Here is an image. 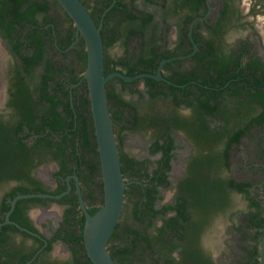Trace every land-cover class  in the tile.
<instances>
[{
    "label": "flooded vegetation",
    "instance_id": "flooded-vegetation-1",
    "mask_svg": "<svg viewBox=\"0 0 264 264\" xmlns=\"http://www.w3.org/2000/svg\"><path fill=\"white\" fill-rule=\"evenodd\" d=\"M15 1L0 0V147L4 146L7 151L4 153L2 150V154H0V264H40L43 257L50 261L51 259L64 261L69 259L71 255L73 257L72 246L75 247L76 244L63 241L60 236L65 230H69L77 224L81 214H83L73 175L77 174L78 176V184L87 209L92 206L87 204L91 195L88 193V188L95 185L97 180L101 181L102 186L98 151L96 153L91 149L94 126L90 103L88 105H81L80 103L79 94L83 92L84 84L86 85L83 77L84 70L76 76L73 74L79 62L81 65L84 62V52H77L74 49L80 44L82 36L76 34L75 29L73 31L60 29L55 19L48 16V8L51 5L61 6L58 2L48 1L50 6L45 11L38 5L44 0ZM82 1L88 9L91 7L86 0ZM176 1L181 2L183 0H92V3L96 2L101 10L98 22L95 21L101 22L100 29H102L103 36H106L107 29L113 26L116 33L114 42L119 41L121 43L123 53H126L128 48L133 47L131 49L134 52L129 56H121L120 62L126 63V66L136 65L140 56H150L151 58L156 53L157 56L153 63L156 62V59L158 62L155 69L152 64L150 67L148 66V69L143 70L155 72L160 61L167 58L161 68L164 78H154L158 80V86L153 87L152 90L162 86V89L169 93L170 90L166 84L175 86L177 83L175 74L186 72L194 66L193 55L201 61V65H204L210 61L211 53L215 55L214 65L219 66V68L217 67L219 70L221 69L220 66H225L222 74L217 69L209 68V72L212 73L211 78L218 77L214 84V87L215 85L217 88L220 87L217 89V100L248 96L256 93L257 90H264V51L262 52L257 47L256 39L252 40L250 37L240 36L242 31H246V35H248L253 30L252 6L249 5L243 9L240 0H198L196 6L187 9L182 6L176 7ZM12 2L15 3V6L11 5ZM90 9L99 15L96 9H92V7ZM163 22L167 26L169 25L168 32L172 30L171 39L166 40L163 37L164 27H166ZM195 45L197 46L195 47ZM171 51L172 53L168 54ZM162 52H166V56H160ZM183 54L187 55L176 57ZM69 56L72 61L79 60L77 66L72 68L73 70L70 68L73 62L70 64ZM183 60L188 61L187 64H182ZM247 63L255 66L253 75H250L249 80L240 78L241 74L249 71L242 69ZM65 65H68L69 69ZM126 66L121 67L119 65L116 67L117 70L127 73ZM140 66L143 67L142 64ZM234 72H239L240 75L231 76L230 73ZM141 77H137L142 81L140 86L137 85V80L134 82L124 80L125 82H122L115 80L113 76L112 79L109 78L110 80L106 81V91L112 89L111 83H113L114 89L120 90L124 99H126L125 91L137 93V97H141L132 101L134 105L131 106L124 107L119 104L117 107L121 110V114L114 120L118 125L115 133L121 170H123V177L125 175L129 177V179H125L128 183L125 185L124 194L128 192L135 196V206L138 204L139 208L137 212L143 211L141 218H136L142 225L135 228L140 231L141 235H146L147 233L151 234V221L154 217H158L156 224H161L162 216L163 218L175 216L179 211L178 209L181 210L184 207L187 210L189 208V205L184 203V198L178 196L181 192L179 183L186 176L187 165L195 154V147L182 130L172 128L168 134L165 131L147 128L133 129L139 132L147 130L153 133L144 153L133 154L122 148V145H125L122 133L125 130H132L129 120L133 119L136 112L145 113L149 102L151 103L149 94L151 85L147 84V81ZM61 81H63L64 89H68L69 106H72L73 109L71 113L68 109L64 110L63 108L68 97L59 89ZM196 81L204 87L201 76ZM246 83L257 84V87ZM135 85H137L136 90L133 89ZM201 91L202 89H198L196 94L200 92L203 96ZM176 92L179 94L178 90ZM168 93L167 97H169L172 105L173 101H171L172 98ZM209 93L210 91L206 92V94ZM26 95L30 99V107L27 110L21 104ZM83 95L88 98L87 91L86 93L83 92ZM52 103H54V108L51 112L50 104ZM211 103L213 104V101ZM154 105L164 112L170 108H161L157 102H154ZM178 108L182 111L188 110L183 102L179 104ZM59 115L65 118L61 127L64 135L61 128H54V124L58 123ZM70 123L72 127H68ZM76 126H83L84 132H82L85 136L84 138L78 136L76 141L79 144L77 152L81 156V164L78 167L77 159L66 152L62 157L68 163L66 172H60L59 160L52 158L54 148L59 140L72 137L73 132L69 131L68 128ZM261 126H264V122L250 125L249 130ZM179 133L190 141L193 150L185 159L179 175L171 181L169 171L172 168L171 159L173 151L177 148L176 138ZM242 136L238 141H233L231 147L238 143ZM170 137L173 146L168 150V167L161 166L164 150H156L154 142L158 140V143L167 144ZM84 139L89 143L83 148L81 143L84 142ZM66 142L69 144L68 140ZM94 162H98L99 171L97 168L90 171L92 169L90 164ZM49 163L52 164V169L42 175L38 168ZM261 167L264 170V164ZM160 173L163 174V180L154 179L151 182V176L156 174L159 176ZM67 181L71 184V188L57 198L37 195L18 196L20 193L26 192L58 193L67 187ZM171 183L173 184L172 187L170 186ZM37 185L42 190L34 189ZM165 186L169 187L172 194L167 201L159 204L157 200L162 198L161 188ZM151 187L156 189L153 209L163 208V212H157L152 218L151 207L147 208L144 204L145 200L151 202ZM233 192L235 191L232 190L231 193ZM262 193L259 202L261 206L259 207L251 204L249 195L245 196L238 193L244 197L247 210H250L245 221L255 231L257 227L251 224L253 214H255V224H260L262 231L264 227V221L262 223L257 222L261 218L260 211L264 205V180ZM53 204L54 212L51 215H45L43 211L51 209ZM231 204L230 194L227 207H230ZM146 209L148 210L147 214L144 213ZM217 213L219 211L214 213L208 222L201 227L198 237L199 244L213 264H217L213 253L210 248L204 247L201 239ZM45 216L48 217L47 220H45ZM183 224L185 223L180 224L177 221L176 226L179 225V227L170 231L168 236L178 235L184 230L186 232L187 227ZM44 225L51 226H48L49 229L44 231L42 229ZM57 233L60 235L53 238ZM56 241L66 245L67 252L62 255V258L58 256L61 252L54 249ZM173 254L177 255V251L174 250Z\"/></svg>",
    "mask_w": 264,
    "mask_h": 264
},
{
    "label": "trees",
    "instance_id": "trees-1",
    "mask_svg": "<svg viewBox=\"0 0 264 264\" xmlns=\"http://www.w3.org/2000/svg\"><path fill=\"white\" fill-rule=\"evenodd\" d=\"M4 1L11 2V0ZM48 1L50 2V0H44L41 4H38L39 8L47 11V7L50 5ZM51 1L57 3V0ZM14 2L16 1L14 0ZM14 2L11 3L12 6H15ZM197 4L198 0H183L181 2H175L176 7L182 6L187 9H190L191 7L193 8ZM99 11V15H96L94 11H90L97 22L101 15V10ZM101 30L102 29H100V32L104 46V73L107 74L112 70H116V66L118 65L125 67L126 63L123 64L120 62V59H109L106 55L105 48L116 39V33L113 26L110 29H107L106 40ZM80 45L81 47L84 46L82 37ZM171 53L172 51L168 52V54ZM212 55L213 53H211V57L209 58L210 61L204 65H201V61L196 59L193 55L194 66L186 72L183 71L175 74V80L177 82L175 86L166 84L170 90L169 93H167L170 95L172 98L171 101L173 102L170 108L165 110V112L161 111V109L157 106L155 107L154 102L156 103L157 98L159 97L167 96V93L162 89V86L152 90L153 87L158 86V80L149 76L141 77L147 81V84L151 85V91L149 89L151 103L149 102V106L147 107L145 113L136 112L137 115L134 114L133 119L129 120L131 122L130 127L132 129L153 128L165 131L168 134L171 132L172 128L179 129L182 130L186 137L193 142L195 154L188 162L186 176L179 183L181 192H179L178 195L184 198V203L189 205V208H187V210L184 207L181 210L178 209L179 211L175 216L172 215L165 218L162 216L163 221H161V224H155L151 227V234L147 233L146 235H141L137 228L128 225L124 226L121 230L120 225L122 224L118 220L107 241L108 250L117 264H213L207 253L198 242L199 230L201 227L208 222L214 213L223 211L227 208L229 196L232 190L245 196L249 195L253 206H261L259 205L260 200L250 196L252 188L250 187L252 186L251 182L246 180L236 181L231 177L223 175V172L230 166L229 152L231 143L233 141H238L242 135L248 132L250 125L255 123L261 124L264 122V90H257L256 93L248 96H238L226 98L225 100H217V89H220V87L217 88L216 85L214 87V84L218 77L216 76V78H211L212 73L209 72V68H214L215 70L217 69L219 73L222 74V71L225 70V66H220L221 69L219 70V66L214 65L215 55ZM83 56V66L85 67V51ZM156 56V53L151 58L150 56H140L136 65L132 64L130 66H126L128 71L125 73L133 74L143 71L148 69V66L150 67L152 64L155 69L158 59H156L155 63H153V61ZM160 56H166V52H162ZM140 64H142L143 67H139ZM254 68L255 66L253 64L247 63L245 68L242 69H248L249 71H245L244 74L241 75L239 72L230 73V75H240L241 79L249 80L250 75H253ZM199 76L203 78L202 82L204 83V87L196 81ZM114 79L125 82L119 76H114ZM138 79L134 78L131 82ZM246 84H251L253 87H257V84ZM59 89H61L66 97H68V89H64L63 81L60 82ZM198 89H202L201 92L204 94L203 96H201L200 92L196 94ZM20 90L25 91L26 89ZM177 90L179 91V94L184 96L183 98L176 92ZM86 91L87 88L84 84L83 92L86 93ZM207 91H210V93L206 94ZM83 92L79 94L80 103L81 105H88L89 99L87 96L83 95ZM106 94L110 110L112 105L118 106L119 104H122L124 107L134 105L129 99L127 100L123 98L120 90L107 89ZM29 100L28 95H26L21 102L22 107L26 110L30 107ZM212 101L213 104L211 103ZM62 102L64 103V101ZM69 102L70 100L68 97L63 108L64 110L68 109L71 113V111L73 112V109L71 108L72 106H69ZM181 102L187 106L188 110H179L178 107ZM50 107V111L52 112L54 103L50 104ZM120 114L121 110L117 107L113 112H111L112 121L117 119ZM76 117H78V115H76ZM64 119L65 118L59 115L58 123L54 124V128L58 127L60 129L64 124ZM68 127H72V124L70 123ZM82 128L83 126L68 128L69 131L73 132V136L65 138L61 141L59 140V142L56 143L52 158L59 160L60 172H66L68 163L66 159L62 158L66 152H69L74 159H77L76 164L78 167L80 166L81 156L80 154L78 155L77 150H79V144H77L76 141L78 136L83 138L85 137L83 133L84 129ZM62 129L63 128H61V130ZM62 133L64 135L63 130ZM92 137L95 138L94 133H92ZM94 138L92 140L93 145H91V149L97 153ZM67 140L69 141V144L66 142ZM157 141L158 140L154 142L156 144L155 149L164 150L161 166L165 165L168 167V150L173 146L171 137L169 143L167 144L158 143ZM88 143L89 142L84 139L81 146L84 148V146L88 145ZM2 150L4 153L7 152L5 147L2 146L0 147V154H2ZM97 163L98 162H94L90 164V167L92 168L90 171L96 170V168L99 171ZM154 179H159L160 181L163 180V174L160 173L159 176L157 174L151 176V182ZM34 189L42 190L39 185L35 186ZM155 190V187H151V202H148V200H145L144 202L147 208L151 207V218L155 216L157 212H163V208L153 209ZM99 206L100 205H92L88 208V210L90 213H93ZM137 210H139L138 204L135 206L134 213L136 218H141V213L143 211L140 210L137 212ZM147 211L148 210L146 209L144 213L147 214ZM177 221H179L180 224L184 222L185 224L183 225H186L187 231L185 232L184 230L178 235L173 234L169 237L168 233L173 231L175 227H179V225L176 226ZM263 221L264 217L262 216L257 222L262 223ZM255 223V214H253V221L251 224L257 227L256 230L258 231V234L261 235L262 228L260 224ZM83 224L84 215L81 214L80 220L77 221V224H75L71 229L65 230L60 236L63 241L73 242L76 244L75 247L72 246L73 257L71 255L69 259L64 261L61 259H51L50 261L48 258L43 257L41 258L40 264H93L92 260L87 255L83 244ZM179 230L181 231L182 228ZM58 235L60 234H55L53 238ZM177 247H179V249H176ZM174 250L177 251V255L173 254Z\"/></svg>",
    "mask_w": 264,
    "mask_h": 264
},
{
    "label": "rangeland",
    "instance_id": "rangeland-1",
    "mask_svg": "<svg viewBox=\"0 0 264 264\" xmlns=\"http://www.w3.org/2000/svg\"><path fill=\"white\" fill-rule=\"evenodd\" d=\"M88 5L92 7V9H96L99 13L100 9L98 8V4L92 3V0H86ZM98 1V0H97ZM243 9H246L249 5L253 8V18L251 20L253 30L246 35V31H242L240 33L241 37H246L257 40V47L263 52L264 51V0H240ZM258 4V5H257ZM50 6V5H49ZM90 7V8H91ZM96 7V8H95ZM89 8V9H90ZM99 9V10H98ZM91 10V9H90ZM48 16L55 19L56 23H58L60 29L73 31L75 29V24L70 18V16L65 12L61 6L55 5L48 8L47 12ZM172 22V21H170ZM165 24V22H163ZM163 26V25H162ZM164 27V35L163 37L167 39L172 38V30L168 32L169 25ZM106 34V33H105ZM104 34V35H105ZM239 36V37H240ZM106 37V36H104ZM133 47H130L126 50V53H123L122 45L119 41H115L108 45L105 48V52L108 55L109 59H119L121 56H125L132 54ZM77 52L85 51V45L81 47L79 44L76 48H74ZM70 57V56H69ZM69 60V59H68ZM73 62V63H72ZM79 60L75 59L72 61L70 57V68L72 69L74 66H77ZM188 62V61H187ZM184 60L181 62L182 64H187ZM68 66V65H65ZM123 67L122 65H120ZM119 67V65H118ZM69 69V66H68ZM85 67L83 63L79 62V65L73 71V74L76 76ZM73 70V69H72ZM137 85L141 86V79L137 80ZM112 89H114L113 83H111ZM133 87L136 90V86ZM125 98L130 101H135L141 97H137V93H128L124 92ZM141 96V94H139ZM157 104L161 108H168L171 105L169 101V97H159L157 98ZM117 108L116 105L111 106L110 112H113ZM113 128L116 132L117 124L114 121ZM116 134V133H115ZM123 141L125 145H122L124 150L130 151L133 154H142L146 151L147 144L149 140L153 137V133L147 130L144 131H136V130H125L122 133ZM177 148L173 151V157L171 159V170L169 171V176L171 181L175 179L179 172L181 171V167L187 159L188 155L192 152L193 146L190 141L182 136L180 133L177 134ZM230 166L223 172V175H229L236 180H249L252 182L251 188V196L255 199H261L263 195V180H264V170L261 167L264 164V126L255 127L246 132L241 140L238 143H235L230 148ZM154 159V157H152ZM52 169V164H43L38 168V171L42 173V175ZM46 175V174H45ZM125 179H129L128 176H124ZM172 187L173 184L171 183ZM170 187V188H171ZM88 193L91 194L87 204L91 205H101L103 201V192L101 181L97 180L95 185H91L88 188ZM172 192L169 190L168 186L161 188V196L160 200L157 202L160 204L164 201H167ZM232 204L227 207L223 211H220L216 215H214L211 223L208 228L204 231L203 238L201 239L204 243V247L207 249H211L214 260L217 264H259V248H260V234L258 231L253 230L247 225L245 221L246 215L250 212L247 210L245 199L241 194L237 192L231 193ZM257 199V200H258ZM135 196L132 193L126 192L124 194V205L122 209V214L119 217V221L122 225H120V229L122 230L124 226H132V227H141L142 224L139 220L136 219L134 213L135 206ZM54 204L51 209H46L45 215H51L54 212ZM262 210L260 211V216L264 215V205H262ZM263 211V212H262ZM259 216V217H260ZM264 217V216H263ZM48 217L45 216V220ZM158 217H154L151 221V227H153L157 222ZM46 223V222H45ZM48 226L44 225L42 229L47 231L49 229ZM259 235V237H257ZM78 246V245H77ZM54 249L60 251L61 254H58L61 258L64 253L67 252V248L65 244L59 243L56 241L54 245ZM56 256V255H55ZM59 257V258H60ZM141 263V262H140ZM143 264V263H142Z\"/></svg>",
    "mask_w": 264,
    "mask_h": 264
},
{
    "label": "water",
    "instance_id": "water-1",
    "mask_svg": "<svg viewBox=\"0 0 264 264\" xmlns=\"http://www.w3.org/2000/svg\"><path fill=\"white\" fill-rule=\"evenodd\" d=\"M57 2L74 22L76 34H81L85 45L86 64L83 77L85 78L92 113L103 189L102 204L93 213H90L81 195L78 176L77 174L73 175L79 205L84 214L83 244L93 264H117L108 250L107 241L121 215L125 185L128 181L123 177L121 170L117 139L107 100L106 81L113 76H119L125 81L140 76L164 78L161 68L167 58L160 61L155 72L142 71L135 74H126L116 69L105 74L104 46L100 32L101 22L97 23L95 21L82 0H57ZM185 55L187 54L177 55L176 57ZM70 188L71 184L67 181V187L58 193L26 192L20 193L18 196L37 195L57 198ZM12 202L14 203V200ZM259 264H264V227L260 237Z\"/></svg>",
    "mask_w": 264,
    "mask_h": 264
}]
</instances>
